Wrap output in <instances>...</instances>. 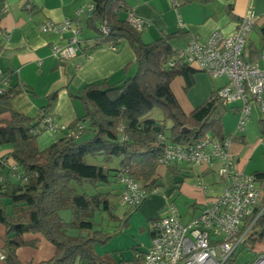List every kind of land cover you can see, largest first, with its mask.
<instances>
[{
  "label": "trees",
  "instance_id": "obj_1",
  "mask_svg": "<svg viewBox=\"0 0 264 264\" xmlns=\"http://www.w3.org/2000/svg\"><path fill=\"white\" fill-rule=\"evenodd\" d=\"M91 3L94 8L88 17V26L98 29L105 23L109 32L99 31L98 37L83 47L84 52L100 46L117 48L127 42L135 54L137 69L133 76L116 85L106 81L86 85L76 95L82 102L83 115L54 134L56 140L44 149L38 148L37 136L44 129L43 119L50 114L57 94L48 97L47 105L34 118L10 107V92H17L11 85L0 95V145L11 147L6 156L0 157V223L4 227L6 249H2L7 264H20L15 250L29 243L24 240L28 233L41 235L54 246L48 264L81 261L142 264L140 258L115 261L94 251L95 243H105L113 236L93 230L90 220L97 210L115 218L109 204L111 184L121 183L120 178L128 176L147 191L163 186L156 173L165 146L160 135L166 143L182 147L206 136L220 140L225 136L222 116L226 110L218 96L219 88L211 91L207 99L189 113L181 109L171 91L170 82L177 75L184 80V90L194 83L195 70L179 62L178 50L170 45V40L180 31L163 33L143 43L140 30L134 28L127 17L120 18L121 12H129L126 0H92ZM260 36L262 46H249L253 57L247 60L258 59L264 48V27L260 29ZM154 109L162 112L161 120L151 116ZM260 125L264 129L263 116ZM231 137L233 142L235 134ZM8 158L13 164L8 163L5 169L4 161ZM184 163L187 162L167 163L166 167L170 173L179 174L180 165ZM253 174L264 178V172ZM123 188L121 184L119 195ZM141 202L128 208V216ZM63 209L71 210L69 221L59 215ZM126 224L127 217L123 222L124 226ZM73 228L78 231L77 235L68 234ZM263 238L264 212L248 231L243 249H252ZM236 257L231 256L225 264H236Z\"/></svg>",
  "mask_w": 264,
  "mask_h": 264
},
{
  "label": "crops",
  "instance_id": "obj_2",
  "mask_svg": "<svg viewBox=\"0 0 264 264\" xmlns=\"http://www.w3.org/2000/svg\"><path fill=\"white\" fill-rule=\"evenodd\" d=\"M91 1L0 0V70L10 74V85L17 90L9 95V104L14 111L34 118L40 109L47 105L48 97L56 93L50 113L56 116L57 121L68 125L83 115L82 102L76 95L86 85L103 81L116 85L136 72L135 54L127 42L115 49L111 46H100L84 52L83 47L92 43L99 35V28L88 26L85 9ZM179 1V6L174 7L171 0H126L129 12H121L119 15L120 18H126L128 13H131L146 21V25L140 30L143 43H149L163 33L180 31V34L170 40V45L174 50H182L193 36L204 41L213 31L232 33L239 18L252 9L258 18L247 38L245 58L253 57L249 46H262L260 29L264 27V0ZM25 2L30 3V8L24 7ZM74 17L81 21V31L78 35L81 50L70 59L60 60L52 54L51 45H64L68 33L62 36L42 33L39 25L47 20L60 22L65 18ZM253 34L260 40V46L253 39ZM192 67L195 70L194 83L187 90H184V80L179 75L170 82L171 91L185 113L202 104L211 91L220 88L224 82L223 78L214 79L206 72ZM225 110L222 116L223 133L235 134L236 137L230 147V158L235 168L244 173L264 172V146L261 144L258 129L262 115L258 108L253 107L250 119L242 132L236 130L237 107H225ZM151 116L157 120L163 118L158 109H154ZM43 131L44 129L37 136L39 149L46 148L57 138ZM42 132L43 137L40 136ZM10 150V145L2 148L0 157L6 156ZM4 162L6 169L12 160L8 158ZM220 164L219 160H215L214 165L208 168L206 164L184 163L180 165L179 174L170 173L167 167H158L156 173L157 177L162 178L163 186L171 190L172 201H176V196H182L186 207L196 208L201 207L207 198L222 191L224 181L217 173ZM199 184L205 185V191L198 187ZM120 188L121 186L118 191ZM174 195L176 196L173 197ZM154 202L159 201L156 198L149 200L145 211L149 210L147 208ZM112 211L114 212V209ZM114 215L121 219L120 214L114 212ZM158 218L159 212L148 216V220L152 222L149 223L148 237L144 244L132 233L126 245L115 246L114 240H120V237L116 236L124 239L128 235L124 232H114L112 248L99 252L102 253L100 255L111 257L115 261L141 259L149 244L152 227ZM114 227L117 228V225ZM24 240L29 243L15 250L19 263L48 264L54 254V246L41 235L28 233L24 235ZM0 246L5 248L4 227L1 223ZM257 250L254 253H264V240ZM0 264L7 262L0 261ZM77 264L86 263L81 261Z\"/></svg>",
  "mask_w": 264,
  "mask_h": 264
},
{
  "label": "built area",
  "instance_id": "obj_3",
  "mask_svg": "<svg viewBox=\"0 0 264 264\" xmlns=\"http://www.w3.org/2000/svg\"><path fill=\"white\" fill-rule=\"evenodd\" d=\"M171 4L178 7L180 1L171 0ZM30 6L29 2L24 3L25 8ZM93 8V3L87 6V17ZM257 18V14L249 9L239 18L232 33L213 31L204 41L193 36L187 46L177 53L179 62L195 66L212 78L224 77L218 96L227 109L237 107L236 130L239 132L245 128L251 101L256 102L264 117V48L255 61L247 60L244 56L248 35ZM127 20L137 30L146 25L143 18L131 13H128ZM39 30L59 36L68 33L64 45H51L52 54L60 60L70 59L81 50L78 38L81 21L77 17L65 18L60 22L44 21L39 25ZM99 31L106 34L109 28L103 23ZM9 85L10 74L0 70V95ZM65 126L59 124L51 113L43 119L44 129L54 134L62 132ZM231 135L227 134L221 140L206 136L187 147L166 143L164 136H159L165 143L159 164L187 162L206 164L209 168L215 160H219L221 164L217 173L224 181V187L220 194L207 198L199 212L186 221L176 206L167 202L166 212L152 227L149 244L141 256L142 264H225L231 256L236 255L239 246L243 248L248 231L264 212V178L259 179L253 173H244L235 168L230 158ZM120 181L124 185L120 201L128 208H133L144 197L158 191V188L147 191L140 182L128 176H122ZM198 187L205 191L204 184ZM4 260L6 253L0 246V261ZM239 264H264V253L255 252L251 259Z\"/></svg>",
  "mask_w": 264,
  "mask_h": 264
},
{
  "label": "rangeland",
  "instance_id": "obj_4",
  "mask_svg": "<svg viewBox=\"0 0 264 264\" xmlns=\"http://www.w3.org/2000/svg\"><path fill=\"white\" fill-rule=\"evenodd\" d=\"M253 39L257 42L256 44L258 46H260V40H258V37H256L255 34L252 35ZM224 79V77H222ZM216 79V78H214ZM218 80V79H217ZM219 84V83H218ZM253 107H257L258 111L260 112V109L258 107V105L256 104V102L253 100L250 103V115L248 117V120L246 121L245 126L247 125L250 116H251V111L253 109ZM261 114V112H260ZM238 118V117H237ZM237 122V121H236ZM59 124L62 125H67L66 123L63 122H59ZM259 135L261 136V144L264 146V129H262L261 125L259 124ZM43 132H47L50 133L51 135H54V133H52L50 130L48 129H44ZM43 132L42 134H40L41 137H43ZM9 146V144H2L0 145V150L4 147ZM264 157V155H263ZM165 168L166 165L165 164H159L157 166V168ZM1 169V168H0ZM158 172V171H157ZM161 182H162V178H160ZM164 183V182H162ZM177 183V182H176ZM122 183H112L110 186V192L112 193V195L109 197V204L111 206V209H114V212L116 214H120L121 215V219H119L117 216H115V218H110L109 214L106 211H101V210H97L93 213L92 217L90 218V220L93 222V230H102L103 232H108V233H118L119 232H124L128 235V237H125L124 239L121 238V236H116V237H120V240H114L115 241V246L120 245H126L128 240H130L129 235H131L132 233L137 236L138 239H140L142 241V244L145 243L147 237H148V228H149V223H151V220H148V216L150 214L153 213H157L159 212V217L162 215V213L166 212V205L167 202H171L173 203L176 208L177 211L179 213H181L183 220H189L194 214H197L200 210V206H196V208L193 207H186L182 200V196H180L179 198L174 195L173 197L176 196V201H172V194H171V190L169 188H166L164 186L158 187V191L157 192H152L150 193L147 197H145L141 204L139 205V207L134 210L129 216L128 213H126L128 211V207L124 204L121 203L120 201V195L118 194V188L121 186ZM164 185V184H163ZM85 187V186H84ZM88 188V186H86ZM89 189V188H88ZM79 190V188H78ZM79 192H81V190H79ZM156 198L159 202H154V204L151 205V207H148L146 210V206H148V202L149 200ZM144 207V208H143ZM143 208V209H142ZM188 208V209H187ZM113 212V211H112ZM113 212V214H114ZM59 215L66 221H69L71 216H72V212L70 209H63L59 211ZM127 217L128 219V223L127 225H123L124 219ZM117 225V228H115L114 226ZM145 228V229H144ZM117 231V232H116ZM68 234L69 235H77L78 232L76 229H69L68 230ZM38 235V234H37ZM117 235V234H116ZM113 237L112 236L107 242L105 243H95L93 248L96 254H102L99 252H105L106 250L112 248L113 246ZM264 240V238L255 243L252 249L249 248H242L241 246H239L236 250V263H242L245 260H249L253 257L254 255V251H258V246L261 244V242ZM112 241V242H111ZM111 242V243H110Z\"/></svg>",
  "mask_w": 264,
  "mask_h": 264
}]
</instances>
